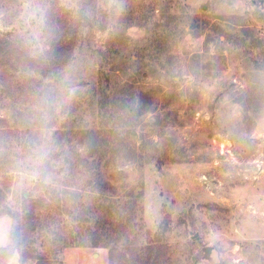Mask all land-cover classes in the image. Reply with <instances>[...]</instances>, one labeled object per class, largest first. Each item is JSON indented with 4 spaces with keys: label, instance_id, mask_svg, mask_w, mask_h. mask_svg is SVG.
<instances>
[{
    "label": "rangeland",
    "instance_id": "374dc122",
    "mask_svg": "<svg viewBox=\"0 0 264 264\" xmlns=\"http://www.w3.org/2000/svg\"><path fill=\"white\" fill-rule=\"evenodd\" d=\"M77 13L0 0V33L45 57ZM1 211L6 264L119 263L158 237L164 264H264V0H98L58 72L0 61Z\"/></svg>",
    "mask_w": 264,
    "mask_h": 264
},
{
    "label": "trees",
    "instance_id": "16d2710c",
    "mask_svg": "<svg viewBox=\"0 0 264 264\" xmlns=\"http://www.w3.org/2000/svg\"><path fill=\"white\" fill-rule=\"evenodd\" d=\"M98 7V0H78L77 17L62 15L59 22L53 25L55 35L51 40L47 55L45 57L32 56L29 49L12 39L9 33H0V61L3 63H14L26 66L29 70L47 77L58 72L64 66L70 64L74 59V49L81 39L82 30L92 26ZM64 17L65 20H62ZM9 213L16 217L11 211H1L0 214ZM14 249L0 247V264L13 255ZM165 245L163 239L158 237L150 244L144 253L136 254L135 257L124 256L123 260L115 263L114 255H111L112 264H164ZM41 256L36 255V258ZM40 260V259H39Z\"/></svg>",
    "mask_w": 264,
    "mask_h": 264
},
{
    "label": "water",
    "instance_id": "95a60500",
    "mask_svg": "<svg viewBox=\"0 0 264 264\" xmlns=\"http://www.w3.org/2000/svg\"><path fill=\"white\" fill-rule=\"evenodd\" d=\"M204 251H205L204 258L208 259L211 256V253L213 251V246H211V245L206 246L204 248Z\"/></svg>",
    "mask_w": 264,
    "mask_h": 264
}]
</instances>
